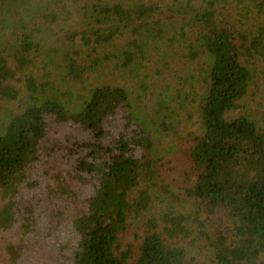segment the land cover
<instances>
[{"label":"trees","instance_id":"trees-1","mask_svg":"<svg viewBox=\"0 0 264 264\" xmlns=\"http://www.w3.org/2000/svg\"><path fill=\"white\" fill-rule=\"evenodd\" d=\"M4 2L0 237L16 243L3 253L16 264H264V125L244 105L264 86V0ZM46 32L55 44L47 64L74 84L94 67L135 74L163 49L161 72L169 47L179 48L200 71L191 74L192 90H203L200 128L180 135L168 98L152 118L139 115L129 87L108 81L70 108L54 82L27 71L46 51ZM154 124L179 136L195 173L168 212L154 209L151 186L137 190L169 165ZM184 197L196 206L190 214L174 208ZM141 215L138 244L125 245Z\"/></svg>","mask_w":264,"mask_h":264},{"label":"rangeland","instance_id":"rangeland-1","mask_svg":"<svg viewBox=\"0 0 264 264\" xmlns=\"http://www.w3.org/2000/svg\"><path fill=\"white\" fill-rule=\"evenodd\" d=\"M4 1L0 0V11L4 8L2 2L5 4L7 3L6 0ZM1 23L4 22L0 21V24ZM180 25L181 23L178 22L177 26ZM4 26H6L5 23ZM43 38L46 39V51L37 58L36 62L31 65L27 71L37 76L40 82H54L56 84L55 91L63 95V99L67 101L70 108H79V106L83 104L86 99L82 96L88 94L90 87L98 86L108 81V83L111 82L129 87L132 91L133 108L139 115H142L143 112L148 119L152 118L155 113L154 111L159 109L158 101L163 100V103H165L164 100L168 98L170 101L168 106L171 107L169 112L173 114L172 119L175 120L172 127L177 126L180 130V135L183 134L184 136H188V134L200 128L196 109L198 100L203 94V90L201 86L200 88L197 87L195 90H192L193 80L191 79L193 78L191 74L198 75L200 71L196 69L197 64H194L187 56H183L179 48L172 50V48L169 47L167 51L168 54L164 59L167 66L163 68L161 72H156L155 66L160 65V62L163 60L162 53L166 52L163 49L153 51L152 59L147 56L146 62L150 63V65H140L139 69L135 71V74H125L122 70L117 69L108 71L105 68L94 67L91 68L83 83L74 84L64 80V72L58 69L55 64H47V61L52 56H55L50 51L55 44L53 37H49L47 32L44 34ZM161 41L162 40H155L154 43H159ZM59 58L57 62H61ZM205 60H207L205 56L200 58V61ZM261 71L264 72L263 64L261 66ZM198 83L201 84L200 82ZM263 104L264 86H262L258 93L254 94L250 100L244 102V105H247V112L251 113L254 118L259 119L261 125H264L262 117V111L264 110ZM242 110H244V108ZM158 126L159 125L154 124L152 127L157 138V152L159 153L160 159L162 158L161 160L167 161V159H169V165L166 171L160 173V176L155 175L151 181L140 186L137 190L141 188L144 189V187L146 188L148 185L151 186L150 189L154 195V209L158 211L163 208L164 212H168L173 195L181 196L182 188L189 187L193 184L195 173L190 171L186 159L180 152L179 136L174 139L172 135L160 131ZM185 138L186 137H184L183 141L187 140ZM161 180H164L166 185H168L166 188L162 187ZM3 198L4 194L0 192V202ZM173 203L174 208H176V206H182L184 209L183 211L188 214L196 209L193 202L186 197L178 204H176V202ZM206 215L207 214L201 216L202 221L207 219ZM147 217L148 216L141 215L131 220V227L123 239L125 245L138 244L139 237L143 230V219ZM222 220L223 217L219 213L216 214L213 219L214 222L220 224H222ZM206 230L211 233L213 232L212 226L206 228ZM198 233L199 232L196 231V235L195 232L191 235L194 240L197 238ZM198 241L196 246L200 247L202 240ZM15 243L13 238L2 239V237H0V264H6L7 262L16 264V259L10 257V253L9 256L8 253H3V248L5 246L9 244L11 247ZM191 250L195 252L196 247L191 245Z\"/></svg>","mask_w":264,"mask_h":264}]
</instances>
